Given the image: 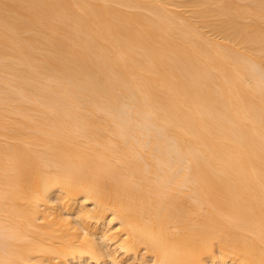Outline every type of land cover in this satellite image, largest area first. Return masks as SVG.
<instances>
[{"label":"bare ground","instance_id":"obj_1","mask_svg":"<svg viewBox=\"0 0 264 264\" xmlns=\"http://www.w3.org/2000/svg\"><path fill=\"white\" fill-rule=\"evenodd\" d=\"M0 264H264V0H0Z\"/></svg>","mask_w":264,"mask_h":264}]
</instances>
